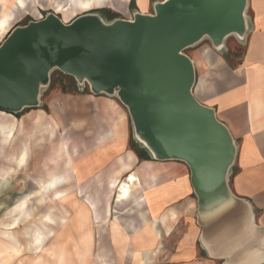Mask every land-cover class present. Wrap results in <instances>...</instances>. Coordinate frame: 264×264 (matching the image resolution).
<instances>
[{"label":"crops","instance_id":"1","mask_svg":"<svg viewBox=\"0 0 264 264\" xmlns=\"http://www.w3.org/2000/svg\"><path fill=\"white\" fill-rule=\"evenodd\" d=\"M248 14L250 30L234 66L231 46L219 54L205 43L189 57L196 73L194 96L215 109L238 141L228 184L235 196L249 202L253 217L237 215L222 229L204 236L196 220L197 198L187 165L150 159L133 140L126 112L105 99L95 108L37 113L45 126L43 141H52L59 130L55 125H63L58 147L42 155L47 171L42 169L36 180L45 199L42 214L50 217V206H56L58 230H68L71 245H77L78 231L87 229L90 238L85 247L89 248L84 250L101 264H114L115 257L124 264H264V0H249ZM60 98L66 106L71 99L99 103L98 97L86 92L62 93ZM34 114L29 111L21 122L30 123ZM6 115L11 145L18 119ZM135 148L148 158H139ZM1 150L0 158H5ZM29 152L23 143L16 154L9 155L11 164L0 168L1 183L26 166ZM69 202L76 204L73 219ZM68 211L72 220L66 219ZM45 223L49 228L50 221ZM50 239L44 238L45 244ZM63 239L53 244L57 250H46L58 264L65 260ZM22 245L31 254L39 246L32 238ZM19 254L20 248L11 245L7 252L0 251V259L16 261ZM50 259L46 255L45 260Z\"/></svg>","mask_w":264,"mask_h":264},{"label":"water","instance_id":"2","mask_svg":"<svg viewBox=\"0 0 264 264\" xmlns=\"http://www.w3.org/2000/svg\"><path fill=\"white\" fill-rule=\"evenodd\" d=\"M248 0H162L153 13L105 22L87 12L70 22L48 13L7 31L0 42V111L17 114L39 104L56 69L77 89L116 95L127 108L133 140L156 161L189 169L202 234L254 210L228 184L237 142L213 107L193 93L196 73L187 48L208 39L225 51V39L245 42Z\"/></svg>","mask_w":264,"mask_h":264},{"label":"rangeland","instance_id":"3","mask_svg":"<svg viewBox=\"0 0 264 264\" xmlns=\"http://www.w3.org/2000/svg\"><path fill=\"white\" fill-rule=\"evenodd\" d=\"M78 0H23L25 2V6L21 8V11L18 12V16L12 21L11 26L9 28L12 29L16 26L24 25L29 21H36L44 18L48 13H53L57 15L62 21L70 22L76 16L87 13V12H95L102 16V19L105 22H110L108 16L110 13L115 14V19H132L133 14L135 12L152 14L153 13V4L155 2H159L162 0H107V3L93 5L87 9L82 8H73L74 3ZM1 9V8H0ZM249 0L246 8V15L249 18ZM7 32V31H6ZM5 35V34H4ZM4 38V37H3ZM3 40V39H2ZM209 43L208 39H203L198 44L187 48L183 51L184 54L188 55L193 52V50L199 48L202 44ZM228 46L233 48V51L238 53V55L231 57L230 63L232 66L238 60V57L243 53V43L238 41L235 36L231 35L225 39V51H217L214 48H211L219 54H224L228 52ZM58 70L54 69L50 73L51 75L57 73ZM196 80V78H195ZM195 84V83H194ZM194 88V86H193ZM84 92L89 95H93L98 97V102H76V100H70V102L66 103L62 101L59 84H55L52 87L44 86L41 88L39 95V104L33 108H25L21 112L17 114H10L14 118L18 119L17 122V131L14 135V140L9 144V131H8V118L6 114L0 113V125L4 127H0V148L2 147V153L5 155V158H0V168L8 167L11 163L9 162V155L16 154L20 150V146L25 143L30 148L29 156L27 159V164L22 169H18L14 172L13 176H9V179L5 183L0 182V251L4 250L7 252L10 249V245H15L20 248V254L18 258L13 260V258L8 261L2 262L0 259V264H58L56 256H53L51 251L57 250L54 243L57 238L63 236V244H66V255L65 260L61 264H101L98 260L95 261V256H87L90 251H85V248H89V245L86 246L87 242H89L90 231L89 230H79L78 235L74 238L77 242V245L73 246L71 243V235H68V230L60 229L58 230L57 223V212L56 206H50V226L45 225L46 223L42 221L43 219V209L42 204L43 198L37 191L40 190L38 188L39 183H37L36 178L38 175L40 176L42 173L43 166L42 155H47L49 150L52 151L58 147V143L60 142L63 133L60 129L62 126H56V130L58 127V133L54 136L52 141H43V136L45 134V126L43 127L41 123V119L37 113L39 111H45L50 114L54 110H58L62 112V109H78L81 108H95L96 106H100V102L105 99H110L113 102L117 103L127 114L131 136L134 137V130L132 127L131 119L128 113L127 108L120 102L116 95H107L104 93L93 94L87 84L81 86ZM194 92V89H193ZM69 94V93H63ZM102 106V102H101ZM29 111H34V115L30 120V123L21 122L20 118L24 116ZM216 113V112H215ZM63 115V114H62ZM46 117V116H45ZM64 117V115H63ZM47 119V117H46ZM57 122V121H56ZM61 122V121H60ZM232 135V134H231ZM234 138V137H233ZM234 140L238 141L234 138ZM10 145V146H9ZM1 150V149H0ZM238 150V148H237ZM238 152V151H237ZM237 156V154H236ZM53 168L52 165L50 169ZM47 171V167L43 169ZM14 180H11L12 178ZM17 177V178H16ZM30 178V180H29ZM70 188V187H69ZM42 192V191H41ZM42 194V193H41ZM33 195V196H32ZM32 196V197H31ZM28 198L27 206V217L24 215V211H21V208H18V204H20L23 200ZM115 199H113V204L115 203ZM68 201L69 198H66ZM67 207L71 210V214L75 211V203L69 202L67 203ZM71 204V205H70ZM55 206V207H54ZM70 206V207H69ZM114 209V208H113ZM44 210H47L44 208ZM116 210H114L115 212ZM69 211L66 214V219L70 218ZM75 215V213H74ZM71 219V218H70ZM73 219V214H72ZM71 219V220H72ZM14 220L16 221V225L12 229H5V225L10 226L13 224ZM70 220V222H71ZM81 223H85V220L80 221ZM79 222V223H80ZM100 225V224H99ZM50 231V232H49ZM61 231L63 233H61ZM37 235V236H36ZM50 236L49 243L45 244L44 238ZM41 239L39 246L37 249L34 247L33 254L30 251L25 252L26 249L22 244H25V240L33 239L35 243V239ZM16 242V244H15ZM18 244V245H17ZM21 244V245H20ZM20 246V247H19ZM69 246V247H68ZM48 251L50 261H46L45 257L48 255L46 253ZM77 254L74 251H77ZM6 256L7 254H3ZM2 256V258L4 257ZM93 258V259H92ZM94 260V261H92ZM2 262V263H1ZM105 264V261L103 262ZM114 264H124L123 261L119 258L115 257Z\"/></svg>","mask_w":264,"mask_h":264},{"label":"bare ground","instance_id":"4","mask_svg":"<svg viewBox=\"0 0 264 264\" xmlns=\"http://www.w3.org/2000/svg\"><path fill=\"white\" fill-rule=\"evenodd\" d=\"M119 1H121V0H119ZM103 3H107V0H78L74 3L73 8L77 7V8L87 9L90 6L99 5V4H103ZM24 6H25V2H23V0H0V8H1L0 9V42L2 41L3 37L5 36L4 34L7 33L6 31L9 30L12 21L18 16V12H20L21 8ZM1 152H2V150H1ZM59 183H61V182H59ZM37 193L40 196H42L41 190L37 191L36 194ZM27 202H28V198L23 200L20 204H18V208H21L22 212L24 211L23 213H24L25 217H27L26 215H27V211H28L27 206H26ZM49 219H51L49 217V215L44 214L42 221L45 222L46 220H49ZM15 225H16V221L14 220L12 225H10L8 227H7V225H5V229L6 230L12 229L15 227ZM40 240H41L40 238L37 239V237H36L35 244H39L38 242H40ZM37 248H38V246H36L35 249H37Z\"/></svg>","mask_w":264,"mask_h":264},{"label":"trees","instance_id":"5","mask_svg":"<svg viewBox=\"0 0 264 264\" xmlns=\"http://www.w3.org/2000/svg\"><path fill=\"white\" fill-rule=\"evenodd\" d=\"M114 17H115V14L110 13V15L108 16V19H113ZM233 55L236 56L238 55V53L233 52ZM55 84H59V88L62 93L73 94L77 92H84V91H80L77 89V86H76V83L73 77L69 75H65L61 73L60 71L51 75L49 87H52ZM135 150L137 154L139 155V158H148L147 155H145L142 150L138 148H135Z\"/></svg>","mask_w":264,"mask_h":264}]
</instances>
